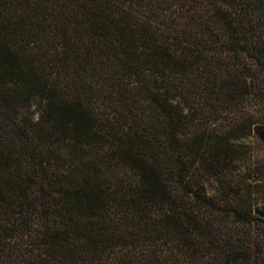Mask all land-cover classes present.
Here are the masks:
<instances>
[{"label":"trees","instance_id":"1","mask_svg":"<svg viewBox=\"0 0 264 264\" xmlns=\"http://www.w3.org/2000/svg\"><path fill=\"white\" fill-rule=\"evenodd\" d=\"M0 264H264V0H0Z\"/></svg>","mask_w":264,"mask_h":264}]
</instances>
